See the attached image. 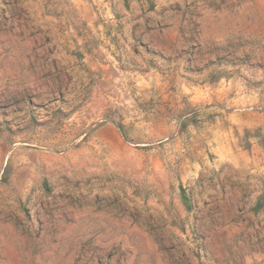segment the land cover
Here are the masks:
<instances>
[{
  "label": "rangeland",
  "instance_id": "1",
  "mask_svg": "<svg viewBox=\"0 0 264 264\" xmlns=\"http://www.w3.org/2000/svg\"><path fill=\"white\" fill-rule=\"evenodd\" d=\"M208 1L157 48L101 24L67 58L21 67L17 106L0 107V143L20 147L0 210L32 197L78 230L126 219L165 264H264V0ZM16 163L34 165L31 186Z\"/></svg>",
  "mask_w": 264,
  "mask_h": 264
},
{
  "label": "crops",
  "instance_id": "2",
  "mask_svg": "<svg viewBox=\"0 0 264 264\" xmlns=\"http://www.w3.org/2000/svg\"><path fill=\"white\" fill-rule=\"evenodd\" d=\"M189 6L210 10L208 0H0V107L17 106L21 67L29 66V60L67 58L70 49L80 51L92 35L90 31H99L101 24L120 26L126 42L157 48L163 39L171 41L186 23L184 12ZM114 35L110 33L109 39ZM34 64L47 66L40 61ZM15 150L20 152V147L0 143V175ZM15 165L13 182L19 187L31 186L34 165ZM25 172L28 174L21 176ZM43 199L46 210L51 198ZM182 201L188 208L186 195ZM12 202L6 198L0 210V264H165L161 259L164 253L152 238L126 219L118 222L109 214L97 226L88 223L87 229L78 230L79 220L73 216L71 222L64 209L46 215L39 210L35 216L34 198L25 201L27 213ZM81 243L88 245L82 247Z\"/></svg>",
  "mask_w": 264,
  "mask_h": 264
},
{
  "label": "trees",
  "instance_id": "3",
  "mask_svg": "<svg viewBox=\"0 0 264 264\" xmlns=\"http://www.w3.org/2000/svg\"><path fill=\"white\" fill-rule=\"evenodd\" d=\"M119 129L121 130V127L119 126Z\"/></svg>",
  "mask_w": 264,
  "mask_h": 264
}]
</instances>
